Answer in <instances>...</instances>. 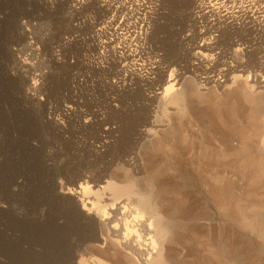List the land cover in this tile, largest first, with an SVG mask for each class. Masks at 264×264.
<instances>
[{"label": "rangeland", "instance_id": "rangeland-1", "mask_svg": "<svg viewBox=\"0 0 264 264\" xmlns=\"http://www.w3.org/2000/svg\"><path fill=\"white\" fill-rule=\"evenodd\" d=\"M212 3L151 0L136 38L95 0H0V264H137L80 186L127 219L156 210L162 264H264V0ZM232 103L214 127L205 109Z\"/></svg>", "mask_w": 264, "mask_h": 264}, {"label": "bare ground", "instance_id": "bare-ground-1", "mask_svg": "<svg viewBox=\"0 0 264 264\" xmlns=\"http://www.w3.org/2000/svg\"><path fill=\"white\" fill-rule=\"evenodd\" d=\"M68 7L67 10L69 13H75L83 9L88 2L94 0H67ZM97 4L104 8L107 17L103 20L104 26L109 25L113 20L119 18L120 20L124 19V24L118 26L121 30L125 33H131L136 38H142L141 34L146 32V29L149 24V13L151 9V0H95ZM226 1V0H222ZM204 2L203 8L206 9V12L212 13V5L217 2V0H202ZM81 23V20L78 18L75 20V24L77 25ZM120 23V22H119ZM208 42L203 41L199 44V47L206 46ZM196 55L200 58L206 59V56L201 53V51H197ZM208 68V67H207ZM227 72L225 74L218 75V77L211 78L208 76L200 77V85L204 86L209 83H213V86L220 87L221 84L228 81L227 77L229 76L228 73L232 72V69L229 67L226 68ZM244 70V69H243ZM234 72V71H233ZM241 75H232L229 79L235 84L238 83L237 77ZM181 78L182 75L179 73L170 74L169 77L165 80V86L163 87L162 91L158 92L160 94V99L165 105L169 104H180L185 98V92L181 88ZM248 79V77H246ZM252 80V79H251ZM253 85L251 87L260 88L264 86V77L256 80L253 78ZM199 83V82H198ZM180 85V86H179ZM239 85V84H238ZM212 86V85H211ZM239 100V99H238ZM239 104L241 102H238ZM242 106L235 103L230 105L229 107V116H227L225 121L223 117L220 118L219 114L212 112L207 107L205 110L206 115L213 121V126L217 127L218 129L225 127V124H229L230 127H235L236 119L234 117V113L238 111H242L240 108ZM243 108V107H242ZM222 115V113H221ZM230 134V133H228ZM80 192L84 193L81 197H86V199H81L82 202V209L85 210L87 213H93L94 216L99 218L100 221H103L101 225H107L110 232V237L118 238L119 242L122 243V248L128 249L130 255H132L137 264H162L166 260V256L164 253L162 239H160L165 234V222L161 218V215L156 212V210L152 209L151 213L149 214L150 217L139 218L141 215L137 212V215H130V219L128 216L123 214V211L120 209H124V203L121 205L118 203L113 205L109 208L110 211H106L104 208L105 205L97 206V201L102 200L97 199V201H93L88 198L86 187L80 186ZM93 198V197H92ZM102 202V201H101ZM89 204V206L87 205ZM142 205V204H141ZM140 205V206H141ZM127 206V205H126ZM128 208V207H127ZM126 209V208H125ZM131 209V208H130ZM129 211V210H128ZM132 211V210H131ZM134 212V211H133ZM122 214L119 218L117 214ZM132 213V212H131ZM135 213V212H134ZM117 215V216H116ZM129 215V214H128ZM107 219V220H105ZM138 219V221H136ZM120 221L122 222L120 224ZM119 225L123 229L120 230ZM105 228V227H104ZM137 232V233H136ZM153 233V235L151 234ZM158 233V248L156 247V243L154 240V233ZM109 234V233H108ZM147 236V237H145ZM148 240V241H146ZM165 242V240H163ZM95 262V261H94ZM98 262V261H97ZM82 264V263H81Z\"/></svg>", "mask_w": 264, "mask_h": 264}]
</instances>
